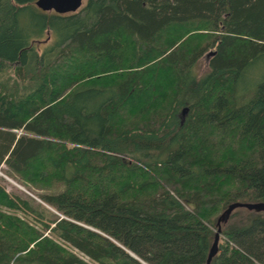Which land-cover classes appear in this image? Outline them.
<instances>
[{"label":"trees","instance_id":"obj_1","mask_svg":"<svg viewBox=\"0 0 264 264\" xmlns=\"http://www.w3.org/2000/svg\"><path fill=\"white\" fill-rule=\"evenodd\" d=\"M34 1L0 0V171L41 200L0 175V264H205L264 202V0ZM235 212L209 264H264Z\"/></svg>","mask_w":264,"mask_h":264},{"label":"water","instance_id":"obj_2","mask_svg":"<svg viewBox=\"0 0 264 264\" xmlns=\"http://www.w3.org/2000/svg\"><path fill=\"white\" fill-rule=\"evenodd\" d=\"M84 0H35L34 3L37 7L43 10H54L59 13H65L70 11H76L79 9ZM187 110V107L182 108V114L184 115ZM236 207H247L264 210V202L262 201H233L228 207L221 213L217 220V228L214 233V239L210 246L205 264H209L212 256L217 251V241L221 232V219L224 215H228L231 210Z\"/></svg>","mask_w":264,"mask_h":264},{"label":"rangeland","instance_id":"obj_3","mask_svg":"<svg viewBox=\"0 0 264 264\" xmlns=\"http://www.w3.org/2000/svg\"><path fill=\"white\" fill-rule=\"evenodd\" d=\"M170 31H171V33L175 32V30H172V29ZM46 35H47V32H45L44 35L41 38H39V40H36L34 42L39 47H42L47 41H49V38L46 37ZM207 62H208V56H207V52H206L198 59V62H197V67L196 68H197V72L199 74H202L207 69ZM250 72H251V74H247L248 76H257V74H259V70L258 69L251 70ZM0 175H2L4 177V182L3 183H4L5 187L7 188V190L16 191L22 197H25V195H26V196H30V197L35 198L36 201H38V202L41 201L38 198V196L35 194L34 191H31L30 189H28V187H24L16 179H13V178L3 174L1 171H0ZM42 204L46 205L49 209H51V207L49 205H47L45 202H42ZM252 209L247 208V207H236V208H234V211H236L235 214L231 215L229 217V219H226V222L227 223L239 222L240 220H244L245 221V220H247V215L252 213V211L264 213V210H262V209H255V208H252ZM51 210H53V209H51ZM84 258L86 260L90 261L87 256H84ZM255 264H259V263H255Z\"/></svg>","mask_w":264,"mask_h":264}]
</instances>
